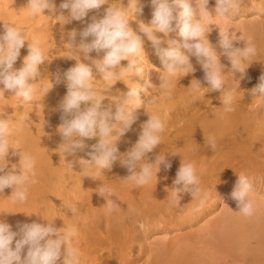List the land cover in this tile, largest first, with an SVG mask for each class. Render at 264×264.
Here are the masks:
<instances>
[{"label":"bare ground","instance_id":"obj_1","mask_svg":"<svg viewBox=\"0 0 264 264\" xmlns=\"http://www.w3.org/2000/svg\"><path fill=\"white\" fill-rule=\"evenodd\" d=\"M27 2L0 0V32L3 24H9L26 33L28 41L20 50L15 68L22 66L28 43L36 37L46 60L33 81L32 101L23 102L11 92L0 94V118L14 121L9 143L15 147L19 141L20 150L34 159L35 175H29L35 183L26 185L24 202H12V188L0 193V220L10 224L13 231L18 230V224L31 222H50L64 232L74 231L69 246L76 250L79 264H264V198L257 193L260 186L264 190V97L251 91L264 75V0H239V10L227 19L214 15L216 0H208L211 14H198L221 63L224 87L219 91L207 88L204 70L194 56H190L194 72L169 77L171 86L161 87L167 73L153 45L140 31L151 21V0H139L140 13H136L137 0H108L84 20L70 22L66 17L50 15L48 10L45 15L31 16L25 8ZM61 2L54 0L57 8ZM192 3L202 7L201 0ZM110 5L126 10L130 27L143 40V51L128 58L135 60L143 72L137 75L130 71L119 81L109 83L93 67V90L105 97L103 104L111 105L113 112L128 88L140 93L137 119L117 142L120 153L136 143L148 115L163 122L161 143L145 159L154 163L158 155L165 156L171 168L165 170L161 165L157 179L154 168L152 180L143 186L124 179L130 173L119 161L110 170L82 164L79 159L88 158L90 147L75 156H65L58 148L63 142L58 132L62 123L59 105L67 92L64 72L79 61L91 63L67 43L68 33L76 30L78 44L80 31L93 16L101 18ZM179 11L175 9L174 16ZM64 15H68L67 10ZM225 31L236 39L234 47L256 49L241 64L246 69L243 77L233 72L230 60L222 54L219 32ZM156 35L162 40L161 47L175 40L187 54L178 29L168 36ZM89 55L101 59L104 52ZM128 63L122 60L121 67ZM114 71L119 74L121 68ZM57 74L60 83H56ZM198 81L201 88L197 91ZM46 88L50 89L47 94ZM224 94L232 95L233 111L225 112ZM120 129L117 124L113 131L117 138ZM210 137L215 139L214 150L208 144ZM98 139H86L85 144L91 146ZM12 151L5 171L19 163V156H12ZM68 161H73L71 167ZM182 162L195 165L201 193L195 197L182 193L176 203L173 181ZM239 175L246 176L253 185L249 198L255 202V212L251 217L238 212L231 198ZM101 188L110 190V194L100 196ZM205 194L207 198L201 204ZM109 204L114 206L112 211ZM62 261L63 255L57 264Z\"/></svg>","mask_w":264,"mask_h":264},{"label":"clouds","instance_id":"obj_2","mask_svg":"<svg viewBox=\"0 0 264 264\" xmlns=\"http://www.w3.org/2000/svg\"><path fill=\"white\" fill-rule=\"evenodd\" d=\"M108 0H62L59 8L54 0H28L27 8L29 15H45V10L61 18L82 21L91 10H99ZM202 7L192 0H151L153 8L152 18L148 25L140 30L153 45L156 55L161 60L163 71L167 73L161 81V87H170L169 77H176L180 73L184 76L195 71L190 62V56L196 57L204 70V80L211 91L223 90L224 80L221 75V63L215 48L211 47L206 38L205 27L198 14H211L207 8L208 0H201ZM239 0H216L214 15L227 19L230 13L239 10ZM180 11L174 16V10ZM67 10L68 15H64ZM142 12V6L137 0L136 13ZM175 22V27L173 23ZM179 30L183 39L181 46L175 40H168L167 47H161L162 40L156 33L168 36L171 32ZM80 42L76 43L77 32L72 30L68 33V44L79 53H83L85 60L91 63L77 62L75 66L64 72L67 92L61 101L59 108L62 111V123L58 126L63 142L59 145L65 156H75L78 151H84L88 158L81 157L79 161L84 165H95L100 169L110 170L117 161L127 168L130 173L126 178L135 182L137 186L148 184L163 165L165 170L171 168V163L165 156L158 155L154 163H148L146 156L161 143V133L164 131L163 122L154 115H148V119L141 126V132L136 143L126 152L120 153L117 142L120 137L131 129L137 117L135 110L140 108L138 101L140 93L135 88H128L124 99L113 112L111 105L105 106V97L93 90V67L106 82L119 81L121 77L130 71L137 75L143 69L137 66L135 60H129L130 56H138L143 51V40L140 35L133 31L129 25V19L124 8L107 7L105 14L97 19L93 16L91 22L80 31ZM219 46L222 54L231 62L233 72H239L243 77L245 68L241 67L243 60L255 54L254 46L244 48L234 47L236 40L225 31L219 32ZM91 37V41L88 38ZM26 33L13 25L3 24V32H0V94L11 92L23 102L33 100L35 88L33 81L40 75V66L45 63V52L41 48L38 37L28 43V54L24 57L22 66L15 68L14 65L20 57V50L25 46ZM93 51L104 52L101 59H93L90 53ZM128 60L126 67H121V61ZM121 68L117 74L114 69ZM56 83H60L59 74L56 75ZM53 84L51 85V88ZM201 88L198 81L196 90ZM50 89H45L47 94ZM252 94L264 97V75L259 78V83L251 90ZM233 97L224 94L222 104L225 112L233 111ZM82 104L84 107L82 108ZM70 117V118H69ZM14 121L4 117L0 118V193L5 188H12V202H24L27 200L26 185L30 181V175L34 173V159L20 150V143L16 141L15 147L9 143ZM117 124L121 126L119 137L113 135ZM98 137L97 143L88 146L86 139ZM209 147L215 149V139L210 137ZM12 156H19V163L12 164L8 168L9 150ZM172 155H176L173 153ZM69 167L73 161H68ZM18 169V171H17ZM139 169V170H138ZM200 181L196 174L193 163H181L173 181L172 194L176 203L180 202V194L189 193L192 197L201 193ZM253 185L244 175H239L237 184L231 198L236 202L238 212L245 217H251L255 212V202L250 199ZM110 194V190L101 188L99 195ZM207 198L201 199V204ZM109 204V211L113 210ZM74 211V210H73ZM18 230L13 231L11 225L0 220V264H57L63 255L62 264H79L78 254L71 248L70 240L74 231L64 232L57 228L54 223L46 225L31 222L18 224ZM14 245V246H13Z\"/></svg>","mask_w":264,"mask_h":264},{"label":"rangeland","instance_id":"obj_3","mask_svg":"<svg viewBox=\"0 0 264 264\" xmlns=\"http://www.w3.org/2000/svg\"><path fill=\"white\" fill-rule=\"evenodd\" d=\"M254 192V191H253ZM257 193H258V196H259V198H264V190H263V187L262 186H260L258 189H257Z\"/></svg>","mask_w":264,"mask_h":264}]
</instances>
